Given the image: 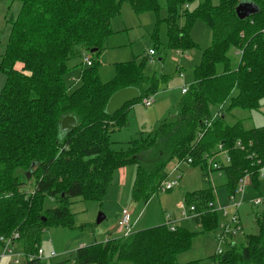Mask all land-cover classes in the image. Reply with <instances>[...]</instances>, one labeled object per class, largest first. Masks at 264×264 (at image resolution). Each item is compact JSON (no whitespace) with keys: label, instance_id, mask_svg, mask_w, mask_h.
Here are the masks:
<instances>
[{"label":"trees","instance_id":"trees-1","mask_svg":"<svg viewBox=\"0 0 264 264\" xmlns=\"http://www.w3.org/2000/svg\"><path fill=\"white\" fill-rule=\"evenodd\" d=\"M14 1L19 11L9 20L11 28L0 56V73L5 77L0 91V238L17 232L20 249L34 255L48 227L73 226L71 200L101 202L116 170L135 167L130 199L146 203L169 178L167 167L174 160L190 158L187 166L199 167L203 177L217 176L208 172L206 157L219 144L230 158L216 177L223 180L228 198L245 175L258 189L264 169V126L246 129L244 119L228 124L226 118L237 110L258 111L264 101V0H218L217 4L201 0L191 11L184 6L194 0L9 3ZM124 1L136 14L165 11V18L157 23H165L167 50H194L197 45L190 31L196 21L210 30L211 41L192 70L193 81L174 118L145 138L128 142L125 150L114 151L110 136L126 125L128 107L136 102L108 115L109 98L118 90L135 88L140 100L155 95L167 80L166 75L146 71L145 55L116 65L114 78L100 81L99 56L113 34L110 20L120 13ZM241 2L253 3L256 14L239 20L235 8ZM91 50L96 51L91 54ZM82 52L89 53L92 65L70 68L68 62ZM76 68L79 85L69 90L65 77ZM65 116L76 119V128L67 133L60 130ZM28 170L31 177L26 180ZM180 178L179 174L178 183ZM32 182L33 188L25 190ZM46 201L54 206L46 208ZM182 202L194 207L198 232L168 222L126 238L79 247L72 264H179L176 257L190 249L197 234L220 225L214 188L187 192ZM255 224V234L230 244L222 254L215 253L210 264H264V212L256 216Z\"/></svg>","mask_w":264,"mask_h":264},{"label":"rangeland","instance_id":"rangeland-1","mask_svg":"<svg viewBox=\"0 0 264 264\" xmlns=\"http://www.w3.org/2000/svg\"><path fill=\"white\" fill-rule=\"evenodd\" d=\"M200 1L194 0L190 5L184 7H188L191 11L198 6ZM217 1L213 0V4H217ZM18 11L19 3L17 1L9 3V0H0V56L7 43L11 28L9 20L14 18ZM165 16L164 10L136 14L130 3L124 1L120 7V13L110 20V29L113 34L107 39L98 65V75L102 83L114 78L116 65L133 61L135 57L145 56L149 49L155 51V56L152 58V63L148 57L146 71L168 76L166 82L153 95L154 102L151 107L145 108L141 105V99L138 102L135 100L136 103L128 107L126 125L110 136L111 148L114 151L125 150L128 142L139 137L145 138L146 135L156 130L160 123L174 118L177 105L183 97L180 92L181 86L184 82L192 83V70L199 65L203 50L210 45V30L202 22L196 21L191 28L190 35L197 46L194 50L187 52L191 58L175 56L173 51L166 49L165 23H157ZM78 64L79 58L68 62L70 68ZM176 67L179 68L177 72ZM179 71L183 75L182 78L178 77ZM77 73L78 68L71 70L65 77L69 90L75 89L79 85L78 79L70 80L72 77L78 76ZM4 78L0 73V90L3 87ZM236 119H244L243 126L246 129L264 126V101L258 111L237 110L226 118V122L231 124ZM167 169L170 173L168 179H173L178 173L180 174L181 178L177 187L168 192H157L146 203H134L130 199V189L134 179L133 171L135 170L133 165L127 167V183L121 187L117 186V188L111 185L101 202L73 199L72 204L69 205L73 226L70 228L51 226L41 234L39 245L45 256L50 253L56 255L54 259L46 261V263L54 264L67 261L66 264H72V257L78 245L104 243L105 239L111 238V229L116 224L118 213L124 208L132 211L130 221L133 224V226L130 224L132 233L165 225L167 215L172 219L176 217L184 228L198 232L199 227L196 222L192 218L183 217L178 205L183 201L185 193L206 186L214 188L215 184H217L218 197L217 212L221 223L233 227L235 224L233 217L236 216L241 234L227 239L223 243H219L217 240V236L221 232L220 227L215 231L197 234L192 240L190 249L178 255L176 262L183 264L190 261H201L204 264H210V257L217 254L219 248L225 252L232 242H236L238 239L243 240L244 236L257 232L255 218L264 212V169L261 173L260 192H255L247 182L243 198L236 195L235 202H231L228 194L226 195V190L222 185L223 180H216V176H213L211 180L203 177L204 172L199 167L193 168L185 163L179 164L174 160ZM33 185V182L30 185L27 184L25 190L30 191ZM257 198L261 200L260 204H251V201ZM237 203L240 205L235 208L234 205ZM53 206L51 201L45 204L46 208ZM99 214L103 215L105 219L100 224H96ZM14 260L13 258H4L0 264H13ZM18 260L20 264H23L22 259Z\"/></svg>","mask_w":264,"mask_h":264},{"label":"built area","instance_id":"built-area-1","mask_svg":"<svg viewBox=\"0 0 264 264\" xmlns=\"http://www.w3.org/2000/svg\"><path fill=\"white\" fill-rule=\"evenodd\" d=\"M175 54L177 57L182 58L186 57L185 51L181 50H176ZM147 56L150 58V62H152V58L155 56V51L154 50H148ZM91 58L89 56V53L87 52H82L81 54V64L84 67H90L92 65L91 63ZM179 76L182 78L183 75L182 73H179ZM187 91V87L182 88L181 92L182 94H185ZM154 102V97L153 96H148L143 99H141L140 104L143 105L145 108L149 107L151 104ZM210 125V124H209ZM236 146L242 149V146L240 144V141L236 142ZM207 161V166H208V172L214 171L217 176L221 175V169L223 166H227L230 163V158L228 155V150L223 148L222 144H219L212 156L206 157ZM179 162V161H178ZM190 164L191 159L188 158L184 161L179 162V164ZM177 170V169H176ZM249 176L245 175L237 185V188L235 190V193L229 197L231 202H235V197L236 195H239L241 199L243 198L244 195V190L246 183L249 182ZM178 179H179V173L178 175L173 178V179H166L164 180L160 186L158 191L159 192H167L173 190L175 187L178 185ZM208 179L211 180V173L208 174ZM260 199H254L252 201L253 205H259L260 204ZM240 204L237 203L235 204V208H237ZM211 206V205H210ZM178 209L181 212V215L185 218H192L195 219L197 217V214L195 213V209L193 206H185L183 202H181L178 205ZM219 209V208H218ZM217 211V207H216ZM171 223V217L166 216V223ZM233 222H235L234 226L231 227L229 225H224L223 223L220 222V234L217 236V240L219 243L226 242L227 239H231L236 237L237 235L241 234L240 227L237 223V217H233ZM117 227L123 231L124 237H128L132 234L131 229L132 226L130 225V211L127 208H124L121 210L120 215L117 219ZM170 230H174L172 226H170ZM19 234L17 232H14L7 238H0V261L4 258H13L15 259L13 261V264H20L18 259L23 260V264H26L28 262H31L33 260H38V261H50L56 257L54 253H50L48 256H45L44 252L40 247L37 248V251L34 255L27 256L23 253V251L19 247ZM234 243V242H232ZM231 243V244H232ZM230 245V244H229ZM223 250L219 248L217 250V254H222Z\"/></svg>","mask_w":264,"mask_h":264},{"label":"water","instance_id":"water-1","mask_svg":"<svg viewBox=\"0 0 264 264\" xmlns=\"http://www.w3.org/2000/svg\"><path fill=\"white\" fill-rule=\"evenodd\" d=\"M257 8L251 2H241L235 8V14L239 20H244L251 15L256 14ZM96 50H91L90 53H94ZM140 93L135 88H125L115 92L108 100L105 112L108 115L116 114L126 104L139 99ZM76 128V119L73 116H65L60 121V130L63 133H67ZM33 166V165H32ZM31 177L30 171L25 172L26 180ZM105 217L101 214L96 219V224H100ZM44 221V219H43Z\"/></svg>","mask_w":264,"mask_h":264},{"label":"crops","instance_id":"crops-1","mask_svg":"<svg viewBox=\"0 0 264 264\" xmlns=\"http://www.w3.org/2000/svg\"><path fill=\"white\" fill-rule=\"evenodd\" d=\"M7 42V41H6ZM5 48V47H4ZM149 50H151V49H149ZM175 51L176 50H173V54L176 56V54H175ZM3 52H4V49H3V51L1 52L2 54H3ZM187 52H189V51H185V53H186V55L188 56V54H187ZM1 54V55H2ZM82 54V53H81ZM81 54H80V57H79V64H81ZM186 56V58L187 59H190L191 57H187ZM101 57H102V55H100L99 56V60H101ZM135 59H137L136 57H135ZM134 60V59H133ZM160 60V59H159ZM153 62V61H152ZM151 62V63H152ZM177 68V67H176ZM176 72H177V69H176ZM179 73H181V71H179L178 72V75H179ZM79 74V71H78V73H77V75ZM160 75H164V74H160ZM4 76V75H3ZM179 78H181L180 76H178ZM76 79H78V81H79V75L78 76H74V77H72L70 80L72 81V80H76ZM167 79H168V76H167ZM193 81V80H192ZM4 82H5V78H4ZM74 83V82H73ZM70 84H71V82H70ZM191 83H183V85L181 86V90H182V88H184V86L185 87H188L189 85H190ZM4 85V84H3ZM161 86V85H160ZM159 86V87H160ZM2 89V88H1ZM159 89V88H158ZM181 90H180V92H181ZM1 91V90H0ZM181 94H182V92H181ZM183 95V94H182ZM151 96H153V95H151ZM154 97V96H153ZM145 98V97H144ZM138 100V99H137ZM152 106V104L149 106V107H151ZM149 107H147V108H149ZM213 111H215V110H213ZM127 114H128V111H127ZM127 114H126V119H127ZM131 166V165H130ZM127 167L128 166H126V167H124V168H120V169H118V170H116L115 172H114V174H113V179H112V182H111V184H110V186L112 185V186H114V187H116L117 188V186H123L124 184H126L127 183ZM133 173H134V175H135V170L133 171ZM170 173L168 172L167 173V176H170L169 175ZM203 175V174H202ZM213 176H215V175H213ZM217 177V176H216ZM260 179H261V177H260ZM260 179H259V185H258V189L256 190L255 188H254V186L252 185V184H250L249 182V184H250V186L252 187V189L255 191V192H260ZM134 180V179H133ZM216 180H218V178H216ZM133 183V182H132ZM218 185H220V184H218ZM110 186H109V188H108V190L110 189ZM214 187V191H215V202H216V205L218 206V201H217V199H218V197H217V193H216V188H217V184H215V186H213ZM205 188H208L207 186L206 187H203V188H198V189H195V190H193V191H197V190H202V189H205ZM108 190H107V192H106V194L108 193ZM226 190V189H225ZM190 192H192V191H190ZM226 195H227V190H226ZM106 196V195H105ZM73 200V199H72ZM72 200H71V202H70V204H72ZM123 208V207H122ZM128 209V208H127ZM129 210V209H128ZM130 211V210H129ZM218 211H219V209H218ZM217 212V211H216ZM218 213V212H217ZM131 214H132V211H130V221H131ZM118 215H120V213H118ZM117 215V216H118ZM119 217V216H118ZM118 217L116 218V222H117V219H118ZM171 221H172V225H175L176 227H183V225H181V223H179L178 222V220H177V218L176 217H174V219H172L171 218ZM189 222H191V221H189ZM221 222V221H220ZM130 224L133 226V224L130 222ZM186 227V226H185ZM197 227H199L198 226V224H197ZM134 233V232H133ZM111 238H107V239H105V241H107V240H113V239H118V238H124V233H123V231L122 230H120L118 227H117V224H115V226H114V228H112L111 229ZM122 234H123V236H122ZM126 238V237H125ZM239 240V239H238ZM82 246H87V245H84V244H80V245H78V247L77 248H79V247H82Z\"/></svg>","mask_w":264,"mask_h":264}]
</instances>
